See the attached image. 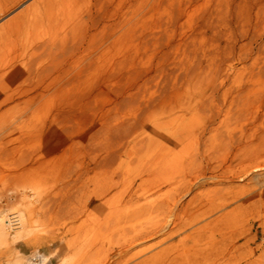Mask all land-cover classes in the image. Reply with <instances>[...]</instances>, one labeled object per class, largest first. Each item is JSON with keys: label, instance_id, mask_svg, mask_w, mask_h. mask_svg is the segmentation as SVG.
<instances>
[{"label": "rangeland", "instance_id": "374dc122", "mask_svg": "<svg viewBox=\"0 0 264 264\" xmlns=\"http://www.w3.org/2000/svg\"><path fill=\"white\" fill-rule=\"evenodd\" d=\"M171 7L175 25L160 33ZM263 8L264 0H0V264H264V181L237 177L251 162L264 167V143L251 155L220 148L212 163L221 175L199 189L184 192L199 175L186 166L192 146L178 153L180 171L159 169L170 157L169 119L180 113L160 93L163 56L193 48L202 56L194 78L264 68L221 70L207 56L261 37ZM169 67L181 74L169 91L183 92L188 69L173 59ZM139 106L146 140L108 141L107 128ZM153 131L162 142H150Z\"/></svg>", "mask_w": 264, "mask_h": 264}, {"label": "bare ground", "instance_id": "6f19581e", "mask_svg": "<svg viewBox=\"0 0 264 264\" xmlns=\"http://www.w3.org/2000/svg\"><path fill=\"white\" fill-rule=\"evenodd\" d=\"M261 15L262 21L264 22V8L262 9V14L260 13V16ZM175 16V9L171 7V21L160 20L156 24V28L160 33L166 32L171 26L173 27L175 25ZM207 26L211 30H214L216 27V22L211 16L208 17ZM250 38V43L238 47L236 42L224 47L215 46V48L208 52L209 64L215 65L221 70L224 67L230 66V64L233 65L234 62L242 64L243 68H248V65H252L253 63L257 65L261 64L264 67V33L259 38H254V36ZM157 43L160 46L163 45V35L157 37ZM205 46L206 45H204V47ZM190 49H186L183 53L184 58L182 59H178L177 57L171 58V56L166 55L163 56L159 67V75L164 84L160 89V93H163L165 101H167L168 104L170 103L169 108H171L172 105H176L178 109H180L179 114L176 113V111L172 113L171 119H169V132L166 133L163 139L165 144L169 146V150L167 149L169 152L167 151V153H170V157L164 159L162 163H159V169H175L178 167L179 170L180 166L183 167L184 165H182V158L179 159L178 153L183 148H186L187 145L192 146V150H194L193 156L186 166H190L195 172L198 171L199 175L190 186L187 185L188 187H184L187 189H184V192L192 187L198 188L218 178L220 165H214L212 159L220 148L234 149L237 152L245 150L251 155V153H253V144L264 143V81L262 82L264 79V68L253 69L248 74L231 75L230 73L214 74L212 72V75L194 78V67L201 63L202 56L198 52L192 50L193 48ZM236 55H238V58H235ZM171 59L177 62L181 68L188 69L187 76L189 77V81H187L186 88L183 92L179 91L180 88L169 91L170 80L174 79L178 81L181 79V74L169 67ZM132 100L133 98L128 101ZM133 114L132 117L120 119L118 123L112 124L107 128L106 138L108 141L129 142L137 140V143H141L146 140L145 138L139 139L140 134L147 128L145 107L139 106ZM155 127L153 128L155 129ZM153 136L154 139L151 137L150 142L158 141V139L155 138V131H153ZM158 142L160 143L162 141ZM108 159L111 162L114 157ZM254 163L251 162L250 165L252 167L250 166L249 168L247 165H244L245 167L243 166V169L240 168L242 171L237 173V175L239 174L237 177L245 182L247 186L251 184L254 179L264 181V167H261V165L253 166ZM190 168H188V171H192L189 170ZM174 200L176 199L174 198ZM179 214L177 215L180 217ZM169 215L170 213H168V216ZM169 217L171 222V216ZM175 217H173V219H175ZM177 230L178 228H176V231ZM164 232L166 233V231ZM164 236H166V234H164Z\"/></svg>", "mask_w": 264, "mask_h": 264}]
</instances>
